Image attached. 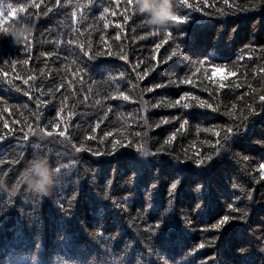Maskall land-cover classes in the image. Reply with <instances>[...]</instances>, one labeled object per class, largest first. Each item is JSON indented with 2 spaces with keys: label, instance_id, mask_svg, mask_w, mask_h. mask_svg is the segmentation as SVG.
Returning <instances> with one entry per match:
<instances>
[{
  "label": "trees",
  "instance_id": "16d2710c",
  "mask_svg": "<svg viewBox=\"0 0 264 264\" xmlns=\"http://www.w3.org/2000/svg\"><path fill=\"white\" fill-rule=\"evenodd\" d=\"M187 5L159 28L129 0H0L35 26L27 54L0 35V264H264V0ZM249 104L224 151L183 159L221 148ZM38 160L57 170L47 196L22 174Z\"/></svg>",
  "mask_w": 264,
  "mask_h": 264
},
{
  "label": "snow or ice",
  "instance_id": "6c2138e0",
  "mask_svg": "<svg viewBox=\"0 0 264 264\" xmlns=\"http://www.w3.org/2000/svg\"><path fill=\"white\" fill-rule=\"evenodd\" d=\"M56 2H58V0H54V3H56ZM179 2L182 4V6L185 9H189L190 10V6L187 5V0H179ZM129 3L131 5V7L133 8V14L140 15V13L137 11V7H136L137 0H129ZM225 3H227V0H225ZM35 7H37V6L36 5H33V8H35ZM51 11H52L51 8H45V11H44L43 15H47ZM19 13H25V8L23 6H21V7H12V6H9V10L7 12L0 11V23L3 24V28H0V35L8 33V29H10L8 27V24H9L10 21L13 22V25H14L17 22H19L20 20L25 19V17L27 16V13H25L24 16L18 15ZM39 16H40L39 13L34 14L32 16V18H31L30 21H32V22L35 23L36 21H38ZM164 19L165 20L171 19V26H178L179 24L187 23L189 17L186 16V15L179 14L176 11V15L175 16H170V14L164 13ZM24 47L26 49L25 54H27L28 51L30 50V47H31V42H30L29 39H27L24 42ZM176 48H177V52L175 54L182 55L183 52H182L181 46L179 44H176ZM84 55L85 56H88V59H95L96 58V55L89 56L87 52H85ZM24 63H27V61H24ZM211 71H212L213 74L215 73V75H219V76H221V78H225V79L228 78L229 75H232V74L228 73L226 71V69L221 68L218 65H213L211 67ZM170 83H172V82H170ZM162 86H164V85H156L155 87H162ZM223 87H224V85L221 84V88H223ZM153 90H154L153 88H149L148 89V91H153ZM186 96H187V94H185V97ZM123 99L124 100H127L128 97L127 96H124ZM181 99H183V97ZM196 99H198V98H196ZM260 102L261 103H264V100H261ZM155 106L156 107H159L161 105L160 104H157ZM165 106H168V107H177V106H179V107H182V108H185V109H187V108L190 107V105L187 104V103L180 104V101H178V103L176 101L174 104H167ZM199 107H209L210 108L211 105L206 104L204 101H199ZM226 114L229 115L230 117L232 115L231 113H226ZM253 114H258V113H255V111L252 108L251 104H249V105H247V112L246 113H242L238 120L234 119L232 126H226L224 128V132H225V135L223 137L224 144L221 146V148H219V149L213 148V150L210 153H208L207 155H205L204 157H200V156L197 155L195 157H188V158H183V159H189V158H191V159H194V160H198L201 164H207L214 156L218 155L221 151H224L227 148L228 141L232 138L233 135L238 134V131L241 130V129L246 130V127H244V123ZM172 120H175V118H171V120L165 118V119H162L160 121V123L161 124H163V123H170V122H172ZM146 123H147V120L145 119V124ZM185 123H186V121H185ZM167 143H168V141H167ZM217 143H219V141H217ZM119 147L123 148L124 145L121 144V145H119ZM128 147L135 148L137 151H140L143 154H147V155H149V154H159L158 152H152V151H149V150L137 148V147H135L132 144H129ZM113 149H116L117 150V146L116 145H113ZM87 151H90L91 154H95V155H100V154H114L111 151H109L107 153H103V150H100V151H92L91 149H87ZM177 158L178 159H182L180 156H177ZM2 183H3V181H2V179H0V184H2ZM178 184H179V181H177L176 183H174L171 186V189L172 190H175V188L178 186ZM19 187H20V184L18 183L17 186L14 187L11 192L13 194L17 193L19 191ZM200 187H202V186H198L197 190H199ZM233 219H239V217H229V216L223 217L215 225V228L214 229L216 231H218V232L219 231H222L223 228L226 227L228 223L232 222ZM157 227H158V225H157ZM210 239L214 242L215 240L218 239V237H212ZM205 246H206V244H204V243H201V244L197 245L196 251H198L200 248L205 247ZM241 251H243V250H241Z\"/></svg>",
  "mask_w": 264,
  "mask_h": 264
},
{
  "label": "clouds",
  "instance_id": "9594fccd",
  "mask_svg": "<svg viewBox=\"0 0 264 264\" xmlns=\"http://www.w3.org/2000/svg\"><path fill=\"white\" fill-rule=\"evenodd\" d=\"M137 6L138 12L147 14L149 23L159 28L171 25V19L165 20L164 13L170 16L176 15L175 0H137ZM0 28H3L2 23H0ZM34 30V25L20 22L18 26L14 24L8 29V33L14 36L18 44H24L32 36ZM22 174L26 176L27 189L42 196L50 195L57 182V170L47 160H38Z\"/></svg>",
  "mask_w": 264,
  "mask_h": 264
}]
</instances>
